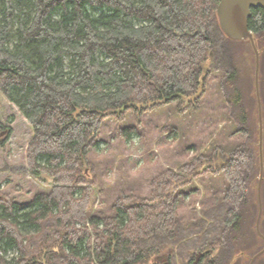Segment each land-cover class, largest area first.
<instances>
[{
  "label": "trees",
  "instance_id": "1",
  "mask_svg": "<svg viewBox=\"0 0 264 264\" xmlns=\"http://www.w3.org/2000/svg\"><path fill=\"white\" fill-rule=\"evenodd\" d=\"M218 2L0 0V92L32 127L29 175L49 185L21 202L0 194V264H148L163 251L166 264H192L196 253L203 255L197 264H229L257 192L259 121L256 92L245 94L236 72L237 56L255 57L254 51L249 40L221 31ZM248 28L261 54L263 7L251 8ZM213 71L236 126L232 133H249L250 141L164 168L144 197L123 192L110 212H91L98 180L85 168L105 120L149 109L142 106L149 102L195 104L196 110L198 100L190 98ZM9 131L0 119V147ZM133 132L121 130L128 138ZM206 173L222 178V196L185 222L178 208L198 193L185 187ZM150 264L164 263L153 258Z\"/></svg>",
  "mask_w": 264,
  "mask_h": 264
},
{
  "label": "rangeland",
  "instance_id": "2",
  "mask_svg": "<svg viewBox=\"0 0 264 264\" xmlns=\"http://www.w3.org/2000/svg\"><path fill=\"white\" fill-rule=\"evenodd\" d=\"M249 53L250 51H243V54L241 52L237 56V83L245 94L250 90L255 91V57L252 56V52ZM206 64L207 70L209 64ZM219 78V73L213 71L206 85L200 86L196 110L195 104L190 106L173 101L155 107L150 104L146 107L149 109L144 111L129 109L120 120L113 118L105 120L98 133L100 142L90 151L89 164L85 168L87 173L88 170L90 172L93 170L98 180L91 212L96 210L110 212L114 199L123 192L133 194L136 198L144 197L150 190V181L164 168L177 169L178 165L198 157H210L216 146L227 147L238 142L245 144L250 141L249 133L244 135L232 133L236 126L229 117L225 97L219 88ZM260 81L261 91L264 92V51L259 54V84ZM256 113L257 106H254V113L250 116L251 122L256 121ZM0 119L10 130L5 145L0 147V194L13 197L20 202L26 201L36 192L49 188L48 184L32 178L27 170L26 152L33 135L32 127L1 92ZM254 125L250 124L252 128ZM125 127H133L136 132L131 133L129 138L124 137L121 130ZM206 164L208 163L203 162L201 167ZM214 176L206 173L185 187L186 190L198 188V193L185 197L178 208L179 216L185 222H190L195 217V212L200 216L203 209L220 200L223 180L220 176ZM45 180L50 181L47 178ZM255 194L257 195V192ZM260 194L259 229L264 236V182ZM256 195L253 196L251 193L247 206L248 216L242 226L243 241L235 251H232L229 264H249L251 258L264 247V240L256 231L259 212ZM163 252L153 258L160 259ZM9 256H12V253ZM159 261L164 263L162 259ZM252 264H264V252L259 254Z\"/></svg>",
  "mask_w": 264,
  "mask_h": 264
},
{
  "label": "water",
  "instance_id": "3",
  "mask_svg": "<svg viewBox=\"0 0 264 264\" xmlns=\"http://www.w3.org/2000/svg\"><path fill=\"white\" fill-rule=\"evenodd\" d=\"M261 6L264 8V0H219L216 10V16L219 27L225 36L232 40H249L252 49L255 54V92L258 104V121H259V157H260V175L257 186L259 212L256 219V231L263 238L264 236L259 229V218L261 214V182L263 180V152H262V141H263V125H262V111L261 101L259 94V83H258V71H259V51L256 47L253 34L248 28V18L252 7ZM207 68V64H204V69ZM201 87H198L197 92L191 96V100H195L200 95ZM151 103L142 105L144 108L148 107ZM138 107L139 104H136ZM77 112V111H76ZM75 115V113H74ZM171 251V250H170ZM263 249L255 254L249 264H252L254 259L261 253ZM202 253H197L193 264H197Z\"/></svg>",
  "mask_w": 264,
  "mask_h": 264
},
{
  "label": "flooded vegetation",
  "instance_id": "4",
  "mask_svg": "<svg viewBox=\"0 0 264 264\" xmlns=\"http://www.w3.org/2000/svg\"><path fill=\"white\" fill-rule=\"evenodd\" d=\"M186 100H188V99H186ZM167 251H165V252H163L161 255H162V257L160 258V259H162L163 261H164V264H166V260H167V257H168V255H167ZM157 259V258H156ZM159 259V258H158ZM159 259V260H160Z\"/></svg>",
  "mask_w": 264,
  "mask_h": 264
}]
</instances>
